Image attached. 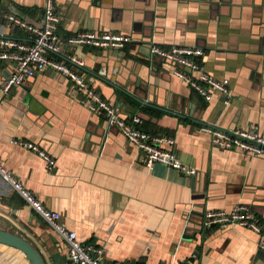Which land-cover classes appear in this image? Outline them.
<instances>
[{"label":"crops","instance_id":"crops-1","mask_svg":"<svg viewBox=\"0 0 264 264\" xmlns=\"http://www.w3.org/2000/svg\"><path fill=\"white\" fill-rule=\"evenodd\" d=\"M58 32L111 31L132 38L125 48H77L81 72L124 117L138 115L145 131L165 134L196 173L163 164L151 169L115 126L81 104L82 92L52 69L12 88L0 104V161L59 212L83 243L106 260L138 264H264V156L211 144L204 125L256 128L264 134V0H54ZM45 0H0V34L25 39L5 20L14 14L40 25ZM16 12H14V11ZM200 47L205 71L229 84L228 104L202 98L149 53V45ZM14 63L0 60V84ZM36 144L55 165L13 141ZM246 204L261 233L246 225L205 229L207 209ZM0 230L21 236L54 264L50 250L66 246L0 175ZM191 238V239H190ZM197 247V250H196ZM64 263V262H63ZM62 263V264H63ZM0 264H30L0 243Z\"/></svg>","mask_w":264,"mask_h":264},{"label":"built area","instance_id":"built-area-1","mask_svg":"<svg viewBox=\"0 0 264 264\" xmlns=\"http://www.w3.org/2000/svg\"><path fill=\"white\" fill-rule=\"evenodd\" d=\"M5 20L10 25L23 29L25 39L5 37L0 34V60L14 63L12 72L0 84V104L12 88L24 86L30 78L45 69H52L71 81L82 92L80 102L90 112L104 120L106 126H115L121 135L131 143L139 153V160L148 169L154 164H163L186 175H193L196 170L183 162L170 147L173 138L165 134H156L141 128L138 115L124 117L118 108L101 97L88 83L81 72L72 66L84 67L85 62L77 55V48L82 46L101 49H123L132 41L126 34L111 31H79L74 35L62 37L59 32L60 17L54 0H45L40 25L27 22L24 18L6 14ZM149 53L172 65L171 72L185 81L197 94L209 99L215 92L224 97L228 104L229 84L226 79L218 80L209 75L200 58L203 50L188 45L168 47L151 44ZM201 129L209 133L211 144L222 149H238L244 153L264 156V134L256 128H218L204 125ZM35 151L46 164L47 170L55 165V160L36 144L16 139L13 141ZM0 175L25 200L27 204L45 221L57 237L66 246V260L63 264H138L125 261L106 260L101 257V248L94 243H83L76 232L69 229L59 212L44 206L42 201L24 187L15 175L5 168L0 161ZM234 224L246 225L261 233V225L255 213L246 204H236L229 210L207 209L203 212L201 226L205 229L226 228ZM258 248L264 256V238L258 242Z\"/></svg>","mask_w":264,"mask_h":264},{"label":"water","instance_id":"water-1","mask_svg":"<svg viewBox=\"0 0 264 264\" xmlns=\"http://www.w3.org/2000/svg\"><path fill=\"white\" fill-rule=\"evenodd\" d=\"M93 48H95L96 50H102L98 47ZM0 243L9 245L23 252L26 258L29 260L30 264H45L44 259L38 252V250L21 236L8 231L0 230ZM49 252L54 261V264H62L63 262H65L66 256H61L57 251L53 252L52 250H50Z\"/></svg>","mask_w":264,"mask_h":264}]
</instances>
